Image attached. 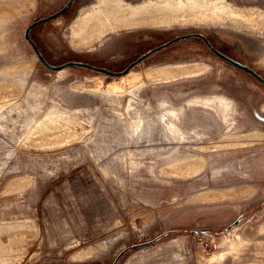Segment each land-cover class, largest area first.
Returning a JSON list of instances; mask_svg holds the SVG:
<instances>
[{
  "label": "rangeland",
  "instance_id": "obj_1",
  "mask_svg": "<svg viewBox=\"0 0 264 264\" xmlns=\"http://www.w3.org/2000/svg\"><path fill=\"white\" fill-rule=\"evenodd\" d=\"M65 1L0 0V264H264V86L198 39L49 71L23 35ZM189 33L264 78V0H77L30 37L121 72Z\"/></svg>",
  "mask_w": 264,
  "mask_h": 264
},
{
  "label": "water",
  "instance_id": "obj_2",
  "mask_svg": "<svg viewBox=\"0 0 264 264\" xmlns=\"http://www.w3.org/2000/svg\"><path fill=\"white\" fill-rule=\"evenodd\" d=\"M73 2V0L70 1V3L68 5H66L63 9H61L60 11H58L57 13L44 18V19H40L34 23H32L31 25L27 26L25 31H24V40L33 48L38 60L41 62V64L48 69L49 71H53V72H59L62 71L64 69L70 68V67H78V68H84V69H88L109 77H119V76H124L126 75L133 67H135L136 65L140 64L142 61H144L145 59H147L148 57L154 55L155 53L161 51L163 48H166L176 42L185 40V39H199L201 40L206 46L207 48L214 54L216 55L218 58H220L222 61L226 62L227 64H229L233 69L235 70H239V71H243L245 73H247L248 75H250L251 77H253L257 82H259L261 85L264 86V79L261 77V75H259L258 73H256L252 68L237 62L231 58H229L228 56L223 55L222 53H220L218 50H216L215 48L212 47V45L210 44V42L207 40V38L200 34V33H189V34H185V35H180V36H176L173 39H171L170 41L162 44L161 46H158L152 50H150L149 52L141 55L140 57H138L134 62H132L131 64H129L123 71L121 72H112L109 71L106 68H101V67H96L93 66L91 64L88 63H83V62H79V61H68L64 64L61 65H51L49 64L43 57V55L41 54V52L38 50L35 42L31 39L30 37V31L38 26L39 24L45 23L49 20H52L58 16H60L67 8L68 6ZM140 245L137 246H133L132 248L135 249ZM122 254H120L119 256H117V258L115 259V261L113 262V264H116L119 260V258L121 257Z\"/></svg>",
  "mask_w": 264,
  "mask_h": 264
},
{
  "label": "flooded vegetation",
  "instance_id": "obj_3",
  "mask_svg": "<svg viewBox=\"0 0 264 264\" xmlns=\"http://www.w3.org/2000/svg\"><path fill=\"white\" fill-rule=\"evenodd\" d=\"M70 1H71V0H66V1L61 5L59 11H60L61 9H63L66 5H68V4L70 3ZM76 1H77V0H73V2L68 6V8H67L63 13H65L67 10H69L70 8H72V7L74 6V4H76ZM63 13H62V14H63ZM37 21H38V20H37ZM34 28H35V27H34ZM34 28H33V29H34ZM33 29H32V30H33ZM32 30H31V31H32ZM31 31H30V34H31ZM206 38H207V37H206ZM198 40H199V39H198ZM207 40L210 42V44L212 45V47L215 48L214 45L211 43L210 39L207 38ZM200 41H201V40H200ZM201 42H202V41H201ZM202 43H203V42H202ZM163 44H164V43H163ZM203 44H204V43H203ZM204 45H205V44H204ZM160 46H161V45H160ZM205 46H206V45H205ZM206 47H207V46H206ZM155 48H156V47H155ZM153 49H154V48H153ZM163 49H165V48H163ZM151 50H152V49H151ZM216 50H217V49H216ZM218 51H219V50H218ZM148 52H149V51H148ZM219 52H220V51H219ZM145 53H147V52H145ZM145 53H143V54H145ZM220 53H222V52H220ZM143 54H142V55H143ZM222 54H223V53H222ZM223 55H225V54H223ZM215 56H216V55H215ZM225 56H226V55H225ZM216 57H217V56H216ZM217 58H218V57H217ZM219 59H220V58H219ZM220 60H221V59H220ZM263 79H264V78H263Z\"/></svg>",
  "mask_w": 264,
  "mask_h": 264
},
{
  "label": "bare ground",
  "instance_id": "obj_4",
  "mask_svg": "<svg viewBox=\"0 0 264 264\" xmlns=\"http://www.w3.org/2000/svg\"><path fill=\"white\" fill-rule=\"evenodd\" d=\"M221 100V99H220ZM222 101V100H221Z\"/></svg>",
  "mask_w": 264,
  "mask_h": 264
}]
</instances>
